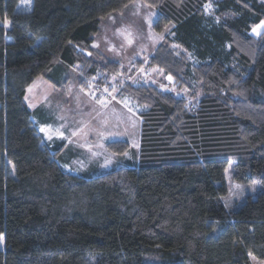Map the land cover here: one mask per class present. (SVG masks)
I'll use <instances>...</instances> for the list:
<instances>
[{"label": "trees", "instance_id": "obj_1", "mask_svg": "<svg viewBox=\"0 0 264 264\" xmlns=\"http://www.w3.org/2000/svg\"><path fill=\"white\" fill-rule=\"evenodd\" d=\"M21 1L0 0V264H262L264 189L236 209L223 196L231 162L237 182L264 185V24L252 33L264 0H143L165 31L148 65L193 81L195 100L126 82L142 107L138 158L97 175L62 166L26 91L63 64L83 86L121 74L93 43L133 0Z\"/></svg>", "mask_w": 264, "mask_h": 264}, {"label": "rangeland", "instance_id": "obj_2", "mask_svg": "<svg viewBox=\"0 0 264 264\" xmlns=\"http://www.w3.org/2000/svg\"><path fill=\"white\" fill-rule=\"evenodd\" d=\"M31 3L32 0H22L20 6L27 9ZM207 7L209 9L210 5ZM158 14L159 11L145 1L133 0L121 11L103 18L95 45L105 55L122 62L121 74L114 77L102 74L105 76L104 81H99L101 78L98 76L89 78L88 85L81 90V96L78 94L79 90H76L78 88L72 70H69L68 87L71 91L68 94L63 91L68 88H63L60 80L53 76L51 79L59 83V87H54L55 89H47L52 80L44 76H38L29 85L25 98L34 115L37 114L36 107L45 106L49 113L55 116L56 120L53 122L55 126L66 127L65 139L69 145L65 148L64 154L76 152L68 164L70 166L65 165L66 168L88 169L90 175H97L137 161L142 120L139 112L142 107L123 89L126 82L154 83L170 88L190 101L195 100L193 92L196 86L193 81L190 82V86L180 88L170 74L148 65V57L163 41L165 35V31L159 32L154 27ZM262 28L263 24H258L253 28L256 31L252 30V33L258 35ZM140 61L143 63L137 65ZM132 68L133 72H130ZM100 100L105 101L106 107L99 103ZM60 118H63L62 123H59ZM45 131L50 136L58 134L54 131ZM112 140H126L130 144V149L123 154L115 153L107 147L108 142ZM231 170L232 162L226 169L225 181L229 191L223 196V200L228 209H236L248 196L255 197L264 189V185L257 181L237 182ZM3 242L2 236L0 247H3Z\"/></svg>", "mask_w": 264, "mask_h": 264}, {"label": "crops", "instance_id": "obj_3", "mask_svg": "<svg viewBox=\"0 0 264 264\" xmlns=\"http://www.w3.org/2000/svg\"><path fill=\"white\" fill-rule=\"evenodd\" d=\"M95 41H96V39H95ZM95 41H94L93 44H94L95 47H97L95 45ZM69 70H72L75 73L74 74V76H75V81L74 82H75V85L78 88L76 90H79L78 94H79V96H81V94H82L81 90L83 88H85V87L81 84V81L83 79V75H82L81 71L78 69V67L69 66V65H66V64L59 65L58 67L54 68V70H52L51 76L56 78V80H60V82L62 83L63 88H65V89L68 88V90H66V91L63 90L64 93L66 92L65 94H68L71 91V88L68 87L69 80H70V74H69L70 72H69ZM50 79H51V77H50ZM64 85L66 87H64ZM29 87L30 86H28L27 89ZM54 87L55 88L59 87V83L57 81L52 80L51 81V85L48 86L47 89L48 90L49 89H55ZM48 90H47V92H48ZM26 93H27V91H26ZM60 99H61V96H60ZM36 110L38 111V114L37 115L35 114L36 116L35 115L32 116L33 120L37 124L38 129L41 132L44 141L54 150V152L56 153V155H57L58 159L60 160L62 166L66 170H68L70 172H73V173L90 175V171L88 169L76 170V169H71V167L70 168H66L67 166H70L68 164H69L70 160L73 159L72 157L76 153V152L71 151V152H69L67 154H64L65 148L69 145V142L66 140L67 139L66 138V132L67 131L65 130L66 127L64 126V128H62V127L57 128L55 126V124L53 123L56 120L55 116H53V114L49 113V111L47 110V108L45 106H38V107H36ZM62 122H63V118L62 119L60 118L59 119V123H62ZM42 128H44L47 131L57 132L58 134L51 135L52 138L49 139L48 137L50 136V134L46 133V131H41ZM61 133H62V135H60ZM47 135H49V136H47ZM85 140H86V138H85ZM56 148H57V150H55ZM65 165H66V167H65ZM254 264H261V263L255 262ZM262 264H264V262H262Z\"/></svg>", "mask_w": 264, "mask_h": 264}, {"label": "snow or ice", "instance_id": "obj_4", "mask_svg": "<svg viewBox=\"0 0 264 264\" xmlns=\"http://www.w3.org/2000/svg\"><path fill=\"white\" fill-rule=\"evenodd\" d=\"M262 24H264V22H262ZM253 31L255 32L256 29H253ZM257 34L259 35V33H257ZM129 43H131V41H129ZM169 79H171V77H169ZM104 91H107V89H104ZM99 103L102 104V105H104L106 107V104H105V101L104 100H100ZM41 131H45V129L42 128ZM73 134L75 135V133H73ZM60 135H62V133ZM48 138L51 139L52 137L49 136ZM0 240H2V236H0Z\"/></svg>", "mask_w": 264, "mask_h": 264}]
</instances>
